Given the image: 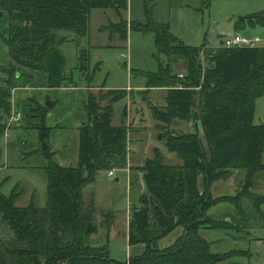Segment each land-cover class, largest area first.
I'll return each instance as SVG.
<instances>
[{"label": "trees", "instance_id": "16d2710c", "mask_svg": "<svg viewBox=\"0 0 264 264\" xmlns=\"http://www.w3.org/2000/svg\"><path fill=\"white\" fill-rule=\"evenodd\" d=\"M0 6L10 18V37L6 39L0 33V38L11 57L9 66L4 65L8 76L0 83L2 137L8 127L5 119L12 114L15 79L20 75L16 66L46 74L49 87L77 86L67 72L58 31L70 30L84 37L92 9L122 12L127 9V0H0ZM146 15L145 23L132 21L130 28L153 32L158 53L167 58L166 67L160 64L156 76L146 77L147 84L159 81L171 87L166 76L172 73V65L186 63L185 82L202 84L200 114L209 156L198 134L186 132L166 139L167 148L177 153L182 163L165 164L159 152L154 159L146 160L142 168L146 191L140 195V205L134 208L128 233L130 245L145 244L146 250L141 256L130 257L126 264H227L244 253L236 249L214 251L213 242L202 235L204 229L233 228L225 220L215 221V216L208 213L221 201L209 200L205 192L213 182L244 171L241 184L236 177V195L229 201L241 216L238 210L248 197V207L264 226V198L251 195L257 183H264V124L254 123L256 101L264 95V46L218 47L205 53V43L200 49L184 44L171 33L168 23L156 21L149 10ZM241 23L239 20L237 26ZM113 26L115 33L127 39L129 25L124 19ZM201 52L208 62L202 76ZM81 53L86 57L85 51ZM127 96L126 89L112 90L103 98L108 102L100 106L91 91L88 93V123L80 127L77 166L62 167L52 160L50 147L38 149L49 158L44 168L48 181L45 207L33 202L18 206L16 190L8 197L0 191V215L13 231L16 244L10 247L0 242V264H122L111 258L107 244L91 242L98 230L95 196L91 194L85 201L82 190L86 184L96 182L100 171L127 165L128 127L113 123L114 105ZM193 107L190 86L181 84L169 88L168 108L153 107L152 111L158 122L172 124L177 117L190 116ZM33 109L43 120L39 127L41 143L47 142L50 129L44 125L46 111L39 106ZM201 175L203 191L198 186ZM178 226L183 227V233L173 244L160 247L159 241Z\"/></svg>", "mask_w": 264, "mask_h": 264}, {"label": "rangeland", "instance_id": "374dc122", "mask_svg": "<svg viewBox=\"0 0 264 264\" xmlns=\"http://www.w3.org/2000/svg\"><path fill=\"white\" fill-rule=\"evenodd\" d=\"M146 10L153 13L156 21L168 23L171 33L180 42L192 44L199 49L205 43L206 47L203 49L205 53L213 48L224 47V40L233 37L241 29L251 31L253 35H259L264 39V0H127V9L122 12L113 8L92 9L88 32L84 37L79 38L70 30L58 31V39L63 43L61 49L66 57L68 73H72L77 84L93 87L91 93L100 106L108 102L103 98L112 90L126 89L128 92L127 98L114 105L113 123L116 125L124 123L128 127V165L124 168L128 167L131 161V170H135L133 175L137 177V184L131 189L127 181V172L123 168L116 169L113 174L109 172L110 176L108 171H100L97 174V181L94 184H86L82 190L85 201H88L91 194L95 196L97 208L95 224L98 230L91 236V242L100 246L107 244L111 258L122 264L128 263L132 257V246L128 240L129 223L134 208L140 205L141 193L146 191L142 171L146 160L154 159L156 152H159L165 164L182 163L177 153L169 151L166 139L186 132L198 134L209 156L200 114L199 96L202 84L185 82V77L188 75L185 62L173 64L172 73L166 77L171 87L181 84L190 86L194 95L192 114L177 117L172 124H164L154 118L153 107L168 108V91L171 87L162 86L159 81L147 84L146 77L156 76L160 64L166 67L167 58L158 53L153 32L144 33L130 28L132 21L142 23L147 21ZM1 14L0 22L3 23L5 17L9 18V16L6 12H2L0 6ZM241 17H245V20L237 26ZM121 19L129 25L127 39H122L120 34L113 31V24L119 23ZM8 31L4 33L0 31V33L8 39L10 37ZM81 51H85L86 57L81 56ZM202 52L200 61L204 67L201 76L208 66L205 53ZM5 66H0V72L4 74ZM5 76H8L7 73ZM53 109L58 113L65 110L61 105ZM8 117L5 119L6 123ZM30 120L24 118V121L20 122L21 125L16 122L10 123L11 126L7 124L9 129L0 137V191L8 197L16 190L19 195L15 204L18 206H28L33 202L36 206L45 207L48 181L43 165L46 159L42 148L43 142L41 143L38 138L40 132L32 127ZM254 123L264 124V95L256 101ZM67 130L70 131L67 142L69 143L74 140V129L70 127ZM35 146L43 150L41 152L35 150V153L42 156L41 162H38L37 156L25 158ZM235 175L241 184L245 172L242 171L239 175L235 171L232 177ZM116 177L121 180L115 182ZM232 177L226 176L213 182L205 193L211 197L209 200L216 202L215 199H218L221 201L220 204L234 212V206L229 201L233 195H236V191L235 194L232 193L236 187L231 183ZM201 179H204L202 175L199 176L198 186L204 190L205 186L201 184ZM251 195L258 196L262 200L264 183H257ZM243 200L244 203L238 210L241 216L236 212L241 222L232 220L229 221L230 225L226 224L232 225L231 230L243 231L242 234L245 236L249 233L247 242L236 241V231L230 233L232 234L230 236L221 229H211L203 230L202 235L209 240H216L212 245L214 251L225 252L236 249L244 253L243 256L229 260L234 261L235 264H264V226H259L256 221L257 215L248 207L250 199L245 197ZM262 204L261 208L264 207V203ZM213 207H210L208 213L215 216V221L221 223L223 220L215 215ZM260 221L263 222V219ZM183 230L182 226H178L171 234L159 241L160 247L173 244ZM14 240L13 231L2 221L0 215V242H4L5 246L14 247L16 246Z\"/></svg>", "mask_w": 264, "mask_h": 264}, {"label": "crops", "instance_id": "0c3cea01", "mask_svg": "<svg viewBox=\"0 0 264 264\" xmlns=\"http://www.w3.org/2000/svg\"><path fill=\"white\" fill-rule=\"evenodd\" d=\"M9 26H10V18L5 17L3 23L2 21L0 22V31H2L3 33L7 32ZM244 28H245V24H244ZM240 32L252 33L251 31H246V30L243 31V29H241ZM7 51H8L7 46L3 43V41L0 38V64L8 65L11 63V57L9 55V51L8 52ZM16 67H18L20 70V75H17V78L15 79V88L13 89L12 92V113L15 115H19L20 117V120L16 123H18V125H21L22 121H24V118L27 120L31 119L29 122L30 124H33L32 127L38 129L40 132L39 127L43 125L42 122L43 120L41 118V115L38 114L37 110H34L33 108L38 106L44 108V110L46 111L44 125L50 129V136L47 142L50 144V156L52 160L62 167L77 166L79 144H80V127L88 123V116L85 107L88 99V93L92 90L93 87L89 85L86 86L79 84H77V86L49 87L46 82V77H47L46 74L41 73L39 71H34L24 66L18 65ZM68 74L69 75L71 74L72 76V73H68ZM5 75L6 74L0 72V83H2L6 79ZM49 100L52 101L51 106L47 105V103L50 102ZM58 105H61V107H63V109L65 110L59 113L54 112L53 108L57 107ZM28 126L29 125H27V127ZM70 127L74 129L73 132L74 140L67 143L70 137V131L67 130V128ZM38 138L39 141L41 142L40 135ZM37 149L38 147L35 146V149L29 151L28 154L30 155L27 154L28 156L26 155L25 158L29 156L30 157L37 156L39 158L38 162H41L42 156L38 153H35L36 152L35 150ZM132 151L135 152L134 149H132ZM44 158L46 159V160L44 159L45 163L43 165L45 168L49 163V158L47 157V155H45ZM131 166L132 163L130 161L129 166L124 168V170H126L127 172V181L128 183H130V187L132 189L133 183L135 185L137 184V177L133 175L135 173V170L133 169L134 171H132ZM108 175H109V171H108ZM236 177L237 176L235 175V177L231 178L232 180L231 183H233L234 186L236 185L235 184ZM120 180L121 179L119 177L115 178V182H119ZM200 181L201 184L202 183L204 184V179H201ZM99 183L100 182L98 181V184ZM201 190L203 191L202 188ZM236 190H237V185L236 187H234L232 193L235 194ZM224 207L225 206L218 203L212 209L214 210L215 215L216 216L218 215V217L221 218L222 220H225L227 222L232 220L241 222L240 217L237 215L236 211L234 212L233 210L229 211L227 207L225 208ZM256 221H258L260 226V222L257 218ZM204 230L208 231L211 229H204ZM223 231L225 232V234H228L230 236L232 235L230 233L236 231L237 233V235L235 236L236 241L244 240L247 242L248 241L247 236L250 235L249 233H246L245 236L242 234L243 231L240 230L227 229ZM211 241L214 242L216 240H211ZM222 241L226 242L224 240ZM130 246H132L131 247L132 257L141 256L146 250L145 244H137ZM227 264H235V263L234 261L231 260Z\"/></svg>", "mask_w": 264, "mask_h": 264}, {"label": "built area", "instance_id": "2783aa9c", "mask_svg": "<svg viewBox=\"0 0 264 264\" xmlns=\"http://www.w3.org/2000/svg\"><path fill=\"white\" fill-rule=\"evenodd\" d=\"M223 45L225 48L259 47L264 46V39L261 36L253 35L252 33L249 34L238 32L233 37H227L224 40ZM19 119V115H15L12 113L11 116H9L7 119V124L11 126L10 123H14ZM8 129L9 127L7 128V130ZM113 171H115V169L110 170V174H113Z\"/></svg>", "mask_w": 264, "mask_h": 264}, {"label": "water", "instance_id": "95a60500", "mask_svg": "<svg viewBox=\"0 0 264 264\" xmlns=\"http://www.w3.org/2000/svg\"><path fill=\"white\" fill-rule=\"evenodd\" d=\"M240 20L241 21L245 20V17H241ZM47 105L51 106L52 103L51 102H48ZM49 147H50V145H49L48 142H43V145H42L43 150L49 149Z\"/></svg>", "mask_w": 264, "mask_h": 264}]
</instances>
